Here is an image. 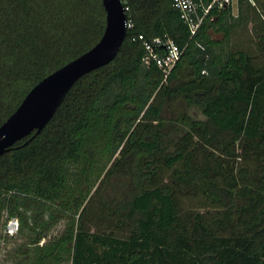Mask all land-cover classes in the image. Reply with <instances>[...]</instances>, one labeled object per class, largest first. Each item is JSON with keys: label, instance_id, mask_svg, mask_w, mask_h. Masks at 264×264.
<instances>
[{"label": "trees", "instance_id": "trees-1", "mask_svg": "<svg viewBox=\"0 0 264 264\" xmlns=\"http://www.w3.org/2000/svg\"><path fill=\"white\" fill-rule=\"evenodd\" d=\"M172 2L124 0L113 60L0 155V229L15 218L22 237L9 264H264V0L194 33ZM243 23L255 45L232 46ZM104 27L102 0H0V125ZM138 34L181 49L165 80Z\"/></svg>", "mask_w": 264, "mask_h": 264}, {"label": "water", "instance_id": "water-1", "mask_svg": "<svg viewBox=\"0 0 264 264\" xmlns=\"http://www.w3.org/2000/svg\"><path fill=\"white\" fill-rule=\"evenodd\" d=\"M105 27L87 51L43 77L0 125V155L16 142L39 133L53 116L62 98L82 75L108 64L126 36V15L120 0H102Z\"/></svg>", "mask_w": 264, "mask_h": 264}, {"label": "built area", "instance_id": "built-area-1", "mask_svg": "<svg viewBox=\"0 0 264 264\" xmlns=\"http://www.w3.org/2000/svg\"><path fill=\"white\" fill-rule=\"evenodd\" d=\"M124 3V0H120ZM237 3V0H173L172 5L180 11L181 18L190 26L192 33L195 32L198 24L201 22L203 15L215 8L221 10ZM201 8L202 14L199 12ZM124 12L128 11V7L123 4ZM132 27V22L126 17V29ZM132 40H139L147 51L145 63L153 60L163 74V80L167 78L175 63L179 60L181 49L169 38L155 37L151 40L145 39L142 34L132 37ZM19 223L15 218L7 220L3 231L8 236H13L18 232Z\"/></svg>", "mask_w": 264, "mask_h": 264}, {"label": "rangeland", "instance_id": "rangeland-1", "mask_svg": "<svg viewBox=\"0 0 264 264\" xmlns=\"http://www.w3.org/2000/svg\"><path fill=\"white\" fill-rule=\"evenodd\" d=\"M232 12L234 14L237 13V3L233 5ZM263 25H264V18H263ZM262 26V24H261ZM252 24H242L239 25L232 34L231 44L232 46H242V47H249L250 44L255 45V40H252L251 37L253 36V32L251 31ZM188 114L192 118L196 119H203V115L200 111L195 107L191 106L188 109ZM166 118H170V113H165ZM198 202L192 198L185 201V205L191 206L194 204L196 205ZM62 221L58 222L56 228L61 227ZM6 233L3 231V228L0 229V263L9 264L11 262L12 253L14 249H16L22 243L21 235H17L14 237H5Z\"/></svg>", "mask_w": 264, "mask_h": 264}]
</instances>
